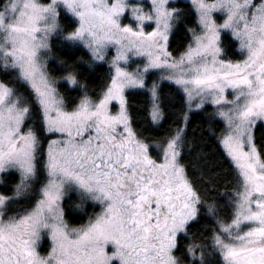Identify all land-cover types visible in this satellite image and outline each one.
<instances>
[{
    "label": "snow or ice",
    "instance_id": "6c2138e0",
    "mask_svg": "<svg viewBox=\"0 0 264 264\" xmlns=\"http://www.w3.org/2000/svg\"><path fill=\"white\" fill-rule=\"evenodd\" d=\"M145 12L135 0H0V72L15 70L41 107L46 129L61 133L47 150L48 183L31 210L7 215V205L22 194L36 174L38 140L29 128L22 131L30 109L13 88L0 81V173L21 172L12 196L0 194V264H179L174 255L177 237L197 219L201 198L180 163L181 130L165 142L157 157L133 132L124 108V90L144 87L139 73L120 67L128 53L148 57L149 68L171 70L170 78L190 99L211 97L230 107L221 111L228 131L222 140L236 171L238 190L230 223L219 222L212 249L220 264H264V159L252 130L264 122V0H192L201 33L179 60H169L167 41L179 10L170 0H150ZM63 12L76 27L64 34ZM214 13H224L217 25ZM129 14L136 28L123 25ZM154 23L145 33L144 25ZM230 30L245 58L221 59L220 34ZM83 43L97 60L116 46L115 76L97 104L83 99L66 111L46 75L42 54L53 35ZM75 84L74 77H68ZM231 90L233 99L224 93ZM156 96L155 86L152 90ZM118 101L116 115L108 105ZM154 104L152 119H159ZM75 189L102 210L80 228L64 222L60 201ZM215 214L212 205L206 209ZM46 232L51 248L42 256L38 248ZM193 264H206L204 254L187 249Z\"/></svg>",
    "mask_w": 264,
    "mask_h": 264
},
{
    "label": "trees",
    "instance_id": "16d2710c",
    "mask_svg": "<svg viewBox=\"0 0 264 264\" xmlns=\"http://www.w3.org/2000/svg\"><path fill=\"white\" fill-rule=\"evenodd\" d=\"M172 8L179 10V17L170 33L168 50L172 57L179 59L192 43L190 30L196 32L199 21L195 6L189 0H176ZM59 23L64 34L76 27L73 19L63 12ZM222 48L225 60L240 61L245 56L229 32H223ZM47 57L49 73L65 107L70 111L85 98L99 102L111 85L113 70L110 61L96 60L83 43L68 42L62 35H53ZM145 76L144 87H131L126 91V111L131 127L138 138L149 144L150 154L154 158L159 155L165 142L182 129L180 163L202 201L197 219L190 223L185 233L179 234L174 255L179 264H193L187 249L195 248L197 257L204 254L206 264H220L219 257L211 247L213 236L218 231L220 221L230 223L238 190L236 171L222 145L226 124L212 104L192 109L181 86L163 77L159 70H150ZM68 77H74L76 83H69ZM0 81L13 88L29 107L30 113L23 131L30 128L38 140L36 174L22 186V194L7 205V215H14L33 208L41 197V189L49 179L45 163L54 134L47 131L40 105L36 103L31 89L18 79L15 70L0 72ZM154 86L155 98L152 94ZM154 101H157L161 113L156 121L152 119ZM253 133L264 159V123L258 122ZM21 178L22 174L17 169L5 172L0 180V194L12 196ZM209 205L213 206L215 214L206 210ZM63 207L67 221L75 227L87 224L100 212L98 204L85 199L76 190L64 198ZM48 243L45 238L41 248L44 253L49 250Z\"/></svg>",
    "mask_w": 264,
    "mask_h": 264
},
{
    "label": "rangeland",
    "instance_id": "374dc122",
    "mask_svg": "<svg viewBox=\"0 0 264 264\" xmlns=\"http://www.w3.org/2000/svg\"><path fill=\"white\" fill-rule=\"evenodd\" d=\"M175 1H176V0H170V5H169L170 9L172 8V3L175 2ZM189 1L192 2V0H189ZM207 2L212 3V2H214V0H207ZM254 2H255V3H260V0H254ZM135 3H136L137 6L142 7V8L144 9L145 12H148V11H150V9H151V3H150V0H135ZM194 6H195V5H194ZM195 9H196V7H195ZM213 18L215 19L217 25H220V24H222V23L224 22L225 14H224V13H214V14H213ZM121 22H122L123 25H131L134 29L136 28V23H135L134 20L131 19V16H130L129 14H126V15L122 18V21H121ZM154 28H155L154 23H146V24L144 25V31H145V33H148V32L153 31ZM171 31H172V30H171ZM201 31H202V28H201V25L199 24V27H198L196 33L199 34V33H201ZM223 32H229V33L231 34V36L233 37V35H232V33H231L230 30H223V31H221V34H220V42H219L221 48H222ZM170 33H171V32H170ZM170 33H169L168 41H169V38H170ZM233 39L236 40L234 37H233ZM168 41H167V51H168V53H170L169 50H168ZM236 41L238 42V46H239V50H240V43H239L238 40H236ZM49 44H50V41H49ZM49 48H50V47H49ZM48 51H49V49H48ZM48 51H47L46 54H42V59H43L44 65H45L46 75H47V76L49 77V79L52 81V83H53V87L55 88V92H56V94H57V98H58L59 100L62 101L64 109H65L66 111H70V110H68V109L65 107V102H64L63 98L61 97V95L59 94L58 89H57V87H56V83H55V81L52 79V77H51V75H50V73H49V70H48V57H47ZM240 51H241V50H240ZM116 52H117V48H116V46H114V45H113V46H109V47L105 48V50H104V52H103L104 59H103V60H99V61H104V60H109V61H110V64H111V66H112V70H113V77L115 76V66H114V64H113V60H114V58H115V56H116ZM241 52H242V51H241ZM223 53H224V52H223V48H222L221 59L225 60V59L223 58ZM242 53H243V52H242ZM244 55H245V53H244ZM244 58H245V56H244ZM244 58H243V59H244ZM179 59H180V58H179ZM179 59H176V58L172 57L171 54H170V57H169V60H170V61H171V60H179ZM243 59H242V60H243ZM96 60H97V59H96ZM242 60H240V61H242ZM225 61H231V60H225ZM232 62H239V61H232ZM147 66H148V57L145 56V55H135V54H133V53H128V60H127V62L125 63L124 61H120V67H122L125 71H127V72H129V73H139V74L142 76V78H143L144 85H145V77H146L145 75H146V73H147L148 71H150V70H159V71L161 72V74L163 75V77H165V78L168 79L169 81H172V82H173V79L170 78V76H171V70L166 69V68H149V70H148L147 72H144L143 70H144L145 67H147ZM7 86H8V85H7ZM179 86H180V85H179ZM9 87H10V86H9ZM181 88H182V86H181ZM128 89H129V88H125L124 93H123L124 100H125V104H124V108H125V110H126V91H127ZM182 89H183V88H182ZM187 97H188V95H187ZM224 97H225L226 100H231V99H233V95H232V93H231V90H227V91L224 93ZM88 100H89V99H88ZM188 100H189V103H190V106H191L192 109H199V108H202L203 106H205V105H207V104H212V105L215 107L216 112H217V114L219 115V117H221V118L224 120V122H225V124H226V133H227V131H228V123H227L226 118H224V117H222V116L220 115V112H221V111H227L228 108L230 107L229 105H227V104L217 105V104H215V103L212 102V98H211V97H207V98H205V99H203V100H201L199 97H196V98H194V99H190V98L188 97ZM89 101H90L91 103H93V104H97V103H99V102H94V101H92V100H89ZM154 104L158 105V104H157V101H154ZM153 109H154V105H153ZM158 109H159V107H158ZM119 110H120V105H119L118 101H112V102L108 105V111H109V113L112 114V115H116V114L119 112ZM159 113H160V109H159ZM126 114H127V111H126ZM127 117H128V121H129V123H130V119H129L128 114H127ZM160 117H161V113H160L159 119H160ZM159 119H158V120H159ZM263 123H264V122H263ZM130 126H131V124H130ZM131 128H132V127H131ZM253 129H254V128H253ZM132 130H133V128H132ZM22 131H23V128H22ZM48 132H49V131H48ZM133 132H134V131H133ZM50 133L54 134V138H53L52 140H58V139L63 138L61 133H54V132H50ZM134 133H135V132H134ZM226 133H225V135H226ZM225 135L223 136V138L225 137ZM252 136H253L254 144H255V146H256L255 139H254V133H253V130H252ZM223 138H222V140H223ZM48 147H49V146H48ZM223 148H224V147H223ZM256 148H257V146H256ZM257 150H258V148H257ZM149 151H150V150H149ZM225 151H226V150H225ZM258 152H259V150H258ZM4 173H5V172L0 173V180H1L2 175H3ZM47 183H48V182H47ZM74 190H75V189H69V190H67L66 194L63 196V198H62L61 201H60V208H61V211H62V213H63V219H64V222L68 225V227H69V228H80V227H82V226L75 227V226H72L71 224H69V222L67 221V219H66V217H65V212H64V207H63V200H64V198H65V197H66L71 191H74ZM40 198H41V197H40ZM40 198H39V199H40ZM91 201H92V200H91ZM92 202H94V201H92ZM94 203L99 205V207H100V212H101V210H102V205H100L99 203H96V202H94ZM34 206H35V205H34ZM31 209H32V208H31ZM31 209H28V210H31ZM100 212H99V213H100ZM85 225H86V224H85ZM83 226H84V225H83ZM178 236H179V235H178ZM45 238L48 239V242H49V243H48L49 250H50V248H51V240L49 239V237H48V235H47L46 232H42V233H41V239L38 241V248H37V250L39 251V253H40L42 256H46V255L48 254V252H49V250H48L47 253H44V252L41 250ZM177 238H178V237H177Z\"/></svg>",
    "mask_w": 264,
    "mask_h": 264
}]
</instances>
